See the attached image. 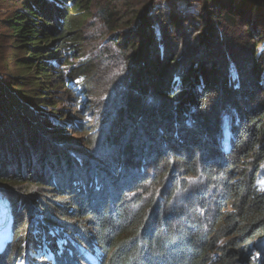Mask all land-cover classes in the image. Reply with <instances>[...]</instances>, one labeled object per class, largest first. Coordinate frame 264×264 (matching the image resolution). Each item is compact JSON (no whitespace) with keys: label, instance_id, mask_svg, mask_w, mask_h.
<instances>
[{"label":"trees","instance_id":"obj_1","mask_svg":"<svg viewBox=\"0 0 264 264\" xmlns=\"http://www.w3.org/2000/svg\"><path fill=\"white\" fill-rule=\"evenodd\" d=\"M263 164L264 0H0V264H264Z\"/></svg>","mask_w":264,"mask_h":264},{"label":"rangeland","instance_id":"obj_2","mask_svg":"<svg viewBox=\"0 0 264 264\" xmlns=\"http://www.w3.org/2000/svg\"><path fill=\"white\" fill-rule=\"evenodd\" d=\"M167 0H164L166 2ZM179 4L185 6V0H176ZM3 11V9L1 10ZM60 91V90H59ZM55 98L54 100L50 101L48 105H46V112L47 113H54V112H60L59 115H61L62 112V117L66 113H75L76 106L71 102L70 97H66L62 92H58L55 90L54 94H52ZM56 101V105H52L53 102ZM43 109V110H44ZM60 117V119L62 118ZM75 140L77 142H83L84 139V134H78L74 136ZM259 187L263 190L264 189V164L259 172ZM36 193L42 197L46 198H55V199H62V196H55V194H52V192H49L48 188L46 187H40L37 188ZM66 199V198H65ZM11 226H12V215L11 212L9 211V208L7 206V202L3 200V197L0 194V250L4 249L7 245V242L11 240ZM256 242V249L260 253H264V238H258L255 239ZM94 259L96 258L97 263L99 264V261L97 259V256L93 257ZM20 264H27V261L24 260Z\"/></svg>","mask_w":264,"mask_h":264}]
</instances>
